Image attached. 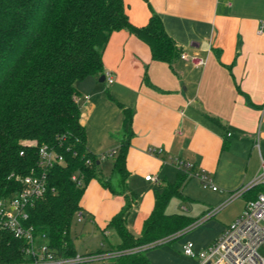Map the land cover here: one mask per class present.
<instances>
[{
    "label": "crops",
    "instance_id": "1",
    "mask_svg": "<svg viewBox=\"0 0 264 264\" xmlns=\"http://www.w3.org/2000/svg\"><path fill=\"white\" fill-rule=\"evenodd\" d=\"M124 1L134 24H146L157 12L181 52L201 56L206 64L196 66L180 56L172 63L155 60L142 39L125 29L113 32L103 53L104 74L109 72L112 82L89 75L75 83L87 147L100 156L117 150L124 124L118 103L130 109L134 134L127 154L128 183L143 180L149 188L146 205L129 216L128 226L132 230L130 223L144 222L157 191L181 173L185 181L177 197L188 201L182 206L188 212L177 213L198 220L178 235L197 230L188 236L201 249L241 215L248 200L243 195L231 199V194L246 191L262 171L264 0ZM107 164L109 177L113 161ZM202 170L212 185L193 174ZM148 174L157 180L146 179ZM238 198L244 200L240 208L232 204ZM81 204L84 219L106 223L124 198L96 183Z\"/></svg>",
    "mask_w": 264,
    "mask_h": 264
},
{
    "label": "trees",
    "instance_id": "2",
    "mask_svg": "<svg viewBox=\"0 0 264 264\" xmlns=\"http://www.w3.org/2000/svg\"><path fill=\"white\" fill-rule=\"evenodd\" d=\"M122 29L146 42L155 60L172 63L181 55L157 12L152 11L146 24L136 25L124 0H0V196L21 189L17 176L37 168L40 146L53 148L63 161L49 169V189L30 209L29 223L36 232L47 235L57 255L75 256L71 223L82 209L88 183L97 179L124 198L106 227L116 231L120 242L99 253L117 251L110 264H152L148 256L152 247L198 220L166 212L170 199L181 195L185 176L180 173L176 181L157 191L154 207L137 236L128 226L137 204L135 193L128 192L133 113L118 103L124 111L123 134L112 155L111 174L105 177L102 157L87 147L75 86L89 75L104 74V50L112 33ZM74 174L78 180L72 178ZM263 190L264 185L257 183L242 195L255 199ZM25 245V239L0 230V264L23 261Z\"/></svg>",
    "mask_w": 264,
    "mask_h": 264
},
{
    "label": "built area",
    "instance_id": "3",
    "mask_svg": "<svg viewBox=\"0 0 264 264\" xmlns=\"http://www.w3.org/2000/svg\"><path fill=\"white\" fill-rule=\"evenodd\" d=\"M264 29L262 23L260 31ZM180 57L196 66L206 64V59L181 52ZM109 82L112 77L105 73ZM79 100V97L77 98ZM152 153L155 149H150ZM116 153V150L103 154L106 158ZM23 154V151L21 152ZM38 166L24 176H17L22 183L19 191L9 195L0 196V230L11 231L15 236L25 239L23 247L25 259L16 264H75L91 262L97 258L109 259L115 252L108 251L91 255L76 254L72 257H61L55 253L48 244L46 234L37 233L35 227L29 223L30 209L35 206L37 200L42 198L49 189L48 171L56 163L63 161V156L55 149L42 145L38 149ZM182 163H180V166ZM191 174V173H190ZM205 186L212 185V178L204 171L195 172ZM78 180L76 174L72 176ZM146 179L156 181L154 175L148 174ZM82 181L79 180L78 184ZM264 183V162L262 171L254 184ZM214 190L217 186H212ZM238 190L231 194V199L242 195ZM80 220L84 219V210L76 212ZM194 226V225H193ZM183 252L196 258L197 264H264V192L258 194L255 199L247 201L246 206L236 219H234L222 232V234L207 246L196 249L191 242L182 245Z\"/></svg>",
    "mask_w": 264,
    "mask_h": 264
},
{
    "label": "rangeland",
    "instance_id": "4",
    "mask_svg": "<svg viewBox=\"0 0 264 264\" xmlns=\"http://www.w3.org/2000/svg\"><path fill=\"white\" fill-rule=\"evenodd\" d=\"M113 161V156H109L108 160L104 159V161L101 162V169L102 173L105 177H108V173L111 169L107 170V163H111ZM96 183H98L103 189L108 190L105 188L97 179H92L87 187L85 194L83 196V203L86 200V194L88 197V191L90 192V189L94 188ZM129 184L128 192L129 193H135L137 196V204L134 206L132 213L130 216L131 218H134L136 214H138L137 211H140V206L146 205V192L148 191L149 185L147 182H144L143 180H137L134 185ZM110 191V190H108ZM110 193L113 195V197H118L121 200H123V197L120 195H115L111 191ZM188 201L184 200L183 198L174 196L170 199L166 212L167 213H177L180 211L188 212V210H185L182 206L184 204H187ZM234 203V207L240 208L244 205L243 198H238L232 202ZM224 208V207H223ZM222 208V209H223ZM152 210V209H151ZM93 216V215H91ZM102 222V218H98L97 220L93 221L92 219H83L80 220L77 215L74 216L73 221L71 223L70 228V237L73 241L75 250L80 255H91V254H97L100 251H107L111 249L113 246H117L120 242L119 236L113 229H108L107 222ZM132 230L135 232L137 236L141 234L143 222L135 225H131ZM202 228V227H201ZM137 230V231H136ZM140 230V231H139ZM193 232H185L181 235H178L179 233L172 235L170 237H167L165 240L160 241V243L154 247H152L148 252L150 254V260L152 264H197V259L190 257L186 255L183 252V244L187 242L194 243L190 237L188 236V233L193 234ZM261 253L264 254V248H262ZM118 252L116 251L115 254ZM114 254V255H115ZM113 258L111 259H105V258H97L94 259L91 262H81L78 264H110Z\"/></svg>",
    "mask_w": 264,
    "mask_h": 264
},
{
    "label": "water",
    "instance_id": "5",
    "mask_svg": "<svg viewBox=\"0 0 264 264\" xmlns=\"http://www.w3.org/2000/svg\"><path fill=\"white\" fill-rule=\"evenodd\" d=\"M105 74H103L101 77H100V81H104L105 80Z\"/></svg>",
    "mask_w": 264,
    "mask_h": 264
}]
</instances>
